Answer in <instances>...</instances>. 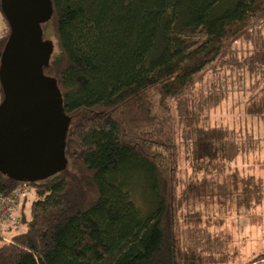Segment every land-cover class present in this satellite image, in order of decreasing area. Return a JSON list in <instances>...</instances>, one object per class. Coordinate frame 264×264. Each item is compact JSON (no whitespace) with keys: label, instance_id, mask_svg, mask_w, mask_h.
<instances>
[{"label":"trees","instance_id":"16d2710c","mask_svg":"<svg viewBox=\"0 0 264 264\" xmlns=\"http://www.w3.org/2000/svg\"><path fill=\"white\" fill-rule=\"evenodd\" d=\"M51 5L40 25L53 44L43 73L56 81L69 120L67 165L27 183L37 198L9 242L0 239V264H240L204 248L211 223L187 200L199 198L192 176L204 173L215 178L209 198L261 204L260 181L231 164L263 148L264 0ZM3 20L0 56L10 34ZM196 33L200 43L188 46ZM233 94L248 97L251 123L226 137L208 119ZM184 159L192 174H183ZM227 173L222 188L217 177ZM19 184L0 173V194Z\"/></svg>","mask_w":264,"mask_h":264},{"label":"water","instance_id":"95a60500","mask_svg":"<svg viewBox=\"0 0 264 264\" xmlns=\"http://www.w3.org/2000/svg\"><path fill=\"white\" fill-rule=\"evenodd\" d=\"M10 34L0 56V173L32 183L67 165L69 120L54 79L44 75L53 44L40 25L52 16L51 0H0Z\"/></svg>","mask_w":264,"mask_h":264},{"label":"rangeland","instance_id":"374dc122","mask_svg":"<svg viewBox=\"0 0 264 264\" xmlns=\"http://www.w3.org/2000/svg\"><path fill=\"white\" fill-rule=\"evenodd\" d=\"M4 27L5 22L0 10V36L3 33ZM201 39L200 33H196L190 36L187 45L190 47L196 46L200 43ZM247 99L248 97L241 94H233L226 102L209 113V125L213 128L217 127L227 137L229 131L232 129L238 130L241 126L244 127V123L247 122L250 124L251 121L245 118L246 116L242 110V105ZM252 124L255 128L256 124L254 122ZM260 126L258 137L261 138L263 148L258 153L255 152L245 157H237L231 164V167L232 169H238L241 173L254 176L260 181L261 204L258 206L256 203L255 205L257 206L255 207L253 204L251 208L249 207L250 209H247L246 206L237 208L235 202L232 201V196L226 198L225 195H221L219 199L209 198L210 194L205 193L206 190L208 192L207 183L214 182L213 179L215 180V178L205 176L204 173H200L196 177L192 176L193 185L197 188L195 192L198 191L199 198H196V194L194 198L192 197L190 200H187L190 207H195L197 212L201 213V217L203 215V218H205L206 215L209 219L208 223H211V225H207L206 230L211 237L208 242H213L211 245L206 242L204 248L207 249L209 247L212 250H221L233 255L234 261L240 264H247V262L257 258L259 255H264V125L261 123ZM181 163L183 174H192L190 161L185 160ZM228 177H230L228 173L217 177L220 178L219 185L222 188L227 184ZM241 187H243L242 184H239L238 188ZM18 188H23V186L19 184L14 190ZM214 191H216V188H214ZM21 192L24 193L23 197H20L18 200V202L20 201V205L13 209L10 221L2 224L3 226L0 227V239L3 241L9 242V238L12 235L11 229L13 230L12 224L18 222L21 211H24L26 216L29 215L30 204L37 198L29 186ZM25 200L26 203L24 205ZM201 235L198 234L200 244L206 239L202 238ZM256 263L264 264L262 260Z\"/></svg>","mask_w":264,"mask_h":264},{"label":"built area","instance_id":"2783aa9c","mask_svg":"<svg viewBox=\"0 0 264 264\" xmlns=\"http://www.w3.org/2000/svg\"><path fill=\"white\" fill-rule=\"evenodd\" d=\"M23 188H18L13 190L8 196L0 194V227L2 224H6L10 221L13 209L18 207L20 204L18 202L20 197H23L21 192L27 188V183H20ZM21 200V199H20Z\"/></svg>","mask_w":264,"mask_h":264},{"label":"crops","instance_id":"0c3cea01","mask_svg":"<svg viewBox=\"0 0 264 264\" xmlns=\"http://www.w3.org/2000/svg\"><path fill=\"white\" fill-rule=\"evenodd\" d=\"M262 262H264V259L262 260ZM252 264H255V263H252ZM257 264V263H256Z\"/></svg>","mask_w":264,"mask_h":264}]
</instances>
